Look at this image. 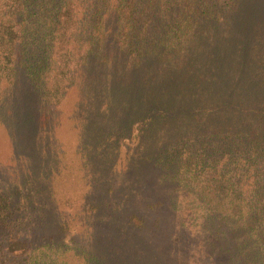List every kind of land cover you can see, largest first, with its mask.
<instances>
[{
	"label": "trees",
	"instance_id": "16d2710c",
	"mask_svg": "<svg viewBox=\"0 0 264 264\" xmlns=\"http://www.w3.org/2000/svg\"><path fill=\"white\" fill-rule=\"evenodd\" d=\"M69 91L67 119L94 163L134 141L173 184L208 264H264V0H0V127L29 174L50 156ZM26 126L40 136L28 147ZM39 191L0 192V264H72L35 239Z\"/></svg>",
	"mask_w": 264,
	"mask_h": 264
},
{
	"label": "rangeland",
	"instance_id": "374dc122",
	"mask_svg": "<svg viewBox=\"0 0 264 264\" xmlns=\"http://www.w3.org/2000/svg\"><path fill=\"white\" fill-rule=\"evenodd\" d=\"M73 98L69 91L60 104L52 128L50 156L46 159L44 154L41 164L37 159L29 163L31 174L21 166L20 151L10 150L0 127V192L17 186L40 190L27 204L28 211L46 209L35 239L53 238L60 251L74 254L69 259L72 264H78L77 258L81 264H89V256H98L101 264H208L202 245L197 243L198 236L188 234V224L193 225L194 220L181 213L173 184L164 179L160 182L161 173L141 161L134 141L121 139L120 146L116 142L107 145L105 155H98L95 163L85 144L80 147L67 119ZM24 130H28L23 133L25 146L40 140V136H32L31 127ZM117 146L119 154L115 153ZM94 204L97 211L92 217L86 209ZM131 215L141 220V226H131ZM181 219L185 223L178 225ZM57 222H65L63 231L55 229ZM91 223L97 227L89 233L86 225Z\"/></svg>",
	"mask_w": 264,
	"mask_h": 264
}]
</instances>
